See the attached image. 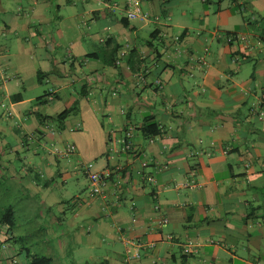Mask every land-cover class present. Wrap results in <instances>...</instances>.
Returning <instances> with one entry per match:
<instances>
[{"label":"crops","instance_id":"0c3cea01","mask_svg":"<svg viewBox=\"0 0 264 264\" xmlns=\"http://www.w3.org/2000/svg\"><path fill=\"white\" fill-rule=\"evenodd\" d=\"M136 3L141 17L125 24L127 0H0L10 78L52 76L25 112V99L0 92L5 189L23 196L33 219L39 208L52 214L54 223H37L54 261L65 246L105 242L111 253L94 264H264V0ZM75 99L77 113L62 123L39 118ZM147 118L158 134L143 132ZM82 169L85 187L56 190ZM102 170L110 176L91 194L88 172ZM14 217L12 230L0 226V264L33 253ZM130 238L154 246L128 262Z\"/></svg>","mask_w":264,"mask_h":264},{"label":"rangeland","instance_id":"374dc122","mask_svg":"<svg viewBox=\"0 0 264 264\" xmlns=\"http://www.w3.org/2000/svg\"><path fill=\"white\" fill-rule=\"evenodd\" d=\"M3 1V0H2ZM4 1H9V0H4ZM4 5V4H3ZM11 6H15L14 3H11ZM67 11L69 12H74L76 10L75 6H68V8H66ZM136 19V18H134ZM131 19V20H134ZM56 22V21H55ZM58 24V22H56ZM59 25V24H58ZM61 28V27H60ZM56 33V32H55ZM221 33V31L219 32ZM227 34H225L226 36ZM55 37V36H54ZM56 38V37H55ZM9 41H11V36L10 35H6V34H2L0 32V47H2V45L5 44H9ZM50 44L53 46V48L55 47V43L53 40L50 41ZM8 46V45H7ZM65 48L64 47H60L59 51H63ZM17 50H18V45H16L15 43V48L11 47L8 50V58H10V65H14L16 64V60H15V54H17ZM55 49H53L52 51H54ZM58 51V53H59ZM56 52V51H55ZM57 54L56 57H57ZM70 53L68 51H65V55H69ZM6 60L5 58H0V92H4L6 90L10 91L11 95H14L16 93H21V96L23 99H25L24 103H22L20 105V109L23 110V112H25L28 109H32V107H37L35 105L36 102H38L37 99H35V97L39 96V95H44L45 92L47 91L48 88H50L51 86V82L49 81V79L52 78L49 77L50 74L45 75L43 74V76H34L32 77L30 74H27L25 76H21L22 80V84L17 85L16 82L10 78V72H11V68L8 67L9 63H5ZM7 64V65H6ZM70 65H67V73H74L73 70L71 68H69ZM58 68V67H57ZM53 69V73L54 71V67ZM70 69V70H69ZM47 77H49V79H47ZM5 80V81H4ZM5 82V86H2V83ZM79 87V86H78ZM42 99V98H41ZM39 99V100H41ZM2 101H4V106H9V101L6 98H3ZM17 108H19V105L16 106ZM4 110V108H0V113H2ZM55 123H58L57 121H54ZM59 145L56 146V148ZM62 146H59L58 148H61ZM76 164V161H74V165ZM84 169V168H83ZM83 169L82 170H77L78 172V182L77 183H73L71 181V179L67 180L69 181L68 184L64 185V187H60L57 188L56 190L58 192H62L64 191L65 196H68L70 194H73L74 192H76L75 190L79 187H85V185L87 184V181L85 179V176L83 174ZM75 181V180H74ZM59 182V180H58ZM90 189V186L88 187ZM55 189V188H54ZM10 195V196H9ZM9 199L10 201L13 203L14 208H18L20 210H23L22 212H15L17 215V221H21L22 224L18 223V225H20L22 227V229H25L26 231L29 232L31 240L34 241V246L30 247L33 250V253H37V254H41L43 256L46 257H51L50 253H48L47 251H45L44 249L48 246V243L43 244L44 240H42L40 237L42 236L44 229L43 227L41 228L39 226L38 223L41 222V220H43V226L45 224H48L47 222L54 220V218L52 217V214H48V212L46 213L42 208H39L37 211H35V218H32V213L31 212H27L26 209L22 206V204L24 203V200H21V198L23 197L22 195L18 194L15 195L13 193H11L9 191L8 193ZM21 197V198H20ZM15 201L19 204V206H15L16 203ZM55 215H57V209L55 208V210H53ZM51 215V216H50ZM66 215L68 217H71V212L67 211ZM49 216L51 218H49ZM30 220V221H29ZM37 220V221H36ZM35 221V222H34ZM38 222V223H37ZM85 221H83V219H77L76 220V226L79 227L78 225H81V223ZM52 223H54V221H52ZM111 244H106L101 243L97 246L95 245H89V246H81L80 249H76V248H70V246H65V250L68 251V253L65 256V259L59 260L57 261L54 258L55 257H51L50 259H52L51 263L52 264H73V262L78 263V264H94L93 261H95V258H99L102 256H105L106 254H110L111 252L109 251V249H111ZM74 251V253H73Z\"/></svg>","mask_w":264,"mask_h":264},{"label":"trees","instance_id":"16d2710c","mask_svg":"<svg viewBox=\"0 0 264 264\" xmlns=\"http://www.w3.org/2000/svg\"><path fill=\"white\" fill-rule=\"evenodd\" d=\"M127 6L129 7L128 3ZM126 17V15H125ZM122 19V18H121ZM128 18H124L123 23L126 24V20ZM115 52V50H113V53ZM41 76V72L37 71V76ZM15 97H18V99H22L21 93H16L14 95ZM44 95H41L37 98L40 99L42 97H44ZM78 111V99H75L74 102L67 108L63 109L61 112H59L58 114L54 115V116H50V115H42L40 116L39 114V118H45V119H51L54 121H57L58 124L62 123L69 115L71 114H75ZM41 121V119L39 120ZM151 118H147L146 120V124L145 126L142 128L143 132L146 133V135H150V136H154L156 134L159 133V130L157 128L156 123L151 122ZM1 169V167H0ZM9 184V180H5L4 178L0 177V187L3 189L1 190L0 188V226L1 228H5V232L8 230H12L13 228H15V210H14V206L13 203L10 201L8 193L9 191L11 192V188L8 187L9 189H5V187H7V184ZM9 239V238H7ZM26 250H28L26 248ZM20 252H18L17 254H19ZM126 257V255H125ZM51 263V259L50 257H46L43 256L41 254H37V253H31L27 256V260L25 264H50ZM124 264H126V262L123 261Z\"/></svg>","mask_w":264,"mask_h":264},{"label":"built area","instance_id":"2783aa9c","mask_svg":"<svg viewBox=\"0 0 264 264\" xmlns=\"http://www.w3.org/2000/svg\"><path fill=\"white\" fill-rule=\"evenodd\" d=\"M127 3L129 7L126 11V17L128 19L141 17V10L137 5L136 0H127ZM156 85L160 86L161 84L159 81H156ZM262 100L264 101V95H262ZM126 147L128 148V145H126ZM67 149L68 151L73 152L75 147L73 145H70ZM90 166H91L90 164H87V167ZM109 176H110V172L108 170H102L98 172H88L91 194L99 195L101 193V190L105 182L108 180ZM165 222H167V218L164 216H158L155 219V223L157 225H161ZM127 241L131 249L128 250L125 257V260L128 262L133 259H138L143 249L153 248L154 246L152 242H146L141 239L130 238Z\"/></svg>","mask_w":264,"mask_h":264}]
</instances>
